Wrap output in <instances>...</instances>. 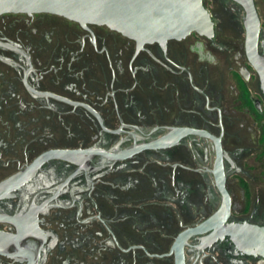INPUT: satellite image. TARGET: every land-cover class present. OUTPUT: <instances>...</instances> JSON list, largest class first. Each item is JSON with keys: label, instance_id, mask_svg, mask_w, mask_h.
I'll list each match as a JSON object with an SVG mask.
<instances>
[{"label": "flooded vegetation", "instance_id": "flooded-vegetation-1", "mask_svg": "<svg viewBox=\"0 0 264 264\" xmlns=\"http://www.w3.org/2000/svg\"><path fill=\"white\" fill-rule=\"evenodd\" d=\"M203 2L213 35L165 43L0 16V264H264L249 13Z\"/></svg>", "mask_w": 264, "mask_h": 264}, {"label": "water", "instance_id": "water-1", "mask_svg": "<svg viewBox=\"0 0 264 264\" xmlns=\"http://www.w3.org/2000/svg\"><path fill=\"white\" fill-rule=\"evenodd\" d=\"M239 1L248 9L247 53L264 94V55L258 52L260 18L253 0ZM6 14L57 15L83 26H106L140 43H165L193 32L209 37L214 33L212 15L203 0H0V16ZM177 264H184L181 250Z\"/></svg>", "mask_w": 264, "mask_h": 264}]
</instances>
